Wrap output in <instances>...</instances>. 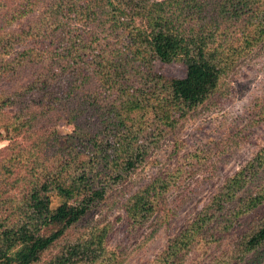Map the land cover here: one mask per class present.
I'll return each instance as SVG.
<instances>
[{
  "label": "trees",
  "instance_id": "obj_1",
  "mask_svg": "<svg viewBox=\"0 0 264 264\" xmlns=\"http://www.w3.org/2000/svg\"><path fill=\"white\" fill-rule=\"evenodd\" d=\"M262 41L264 0H0V264H120L112 225L87 217L179 140ZM156 61H183L186 74ZM173 172L127 199L131 226L168 218L184 169ZM263 260L264 145L151 264Z\"/></svg>",
  "mask_w": 264,
  "mask_h": 264
},
{
  "label": "rangeland",
  "instance_id": "obj_2",
  "mask_svg": "<svg viewBox=\"0 0 264 264\" xmlns=\"http://www.w3.org/2000/svg\"><path fill=\"white\" fill-rule=\"evenodd\" d=\"M154 65L168 77L186 74L183 61H156ZM226 81L223 94L186 122L178 141L165 138L149 161L87 217L88 224L112 225L107 243L122 253L120 264H151L169 238L204 207L212 192L264 145L263 41L240 60ZM60 129L66 133L73 126L62 123ZM7 143L0 141V148ZM178 167L184 172L168 195V218L158 212L143 226H131L124 218L127 199L163 170L178 173ZM52 199L53 206L61 202L56 192Z\"/></svg>",
  "mask_w": 264,
  "mask_h": 264
}]
</instances>
